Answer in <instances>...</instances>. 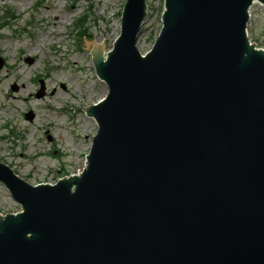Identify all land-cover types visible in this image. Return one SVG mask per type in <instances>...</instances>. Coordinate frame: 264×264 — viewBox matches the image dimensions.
I'll return each mask as SVG.
<instances>
[{"label":"water","instance_id":"obj_1","mask_svg":"<svg viewBox=\"0 0 264 264\" xmlns=\"http://www.w3.org/2000/svg\"><path fill=\"white\" fill-rule=\"evenodd\" d=\"M254 2L264 5L164 0L159 35L140 54L146 2L127 0L110 50L85 39L108 89L84 109L98 129L85 167L30 185L0 162L21 207L0 214V264H264V50L246 30Z\"/></svg>","mask_w":264,"mask_h":264},{"label":"rangeland","instance_id":"obj_2","mask_svg":"<svg viewBox=\"0 0 264 264\" xmlns=\"http://www.w3.org/2000/svg\"><path fill=\"white\" fill-rule=\"evenodd\" d=\"M126 1L0 0V76L19 60L24 67L20 79L26 86L4 84L0 104L6 93L19 91L27 98L0 107V162L30 185H53L84 169L98 130L95 119L84 109L108 92L94 71V48L86 47L85 39L104 45L105 53L111 49L119 36ZM145 2L147 14L136 42L140 54L152 49L162 26L164 0ZM61 17L66 21L56 22ZM248 18V40L264 49V6L254 2ZM78 25L84 37L76 32ZM42 85V94L36 96ZM29 112L33 117L27 120ZM79 119L89 121L83 126ZM20 210L0 183V214Z\"/></svg>","mask_w":264,"mask_h":264},{"label":"bare ground","instance_id":"obj_3","mask_svg":"<svg viewBox=\"0 0 264 264\" xmlns=\"http://www.w3.org/2000/svg\"><path fill=\"white\" fill-rule=\"evenodd\" d=\"M66 19L67 18H65V17H61L59 19H56V22L60 23V21L63 22V21H66ZM54 25H55V23H54ZM19 56L20 55H18V57ZM23 69H24V67L22 66V64L20 63L19 60L13 62V64L8 66L5 69L4 75L2 77L0 76V89L2 88V86H4V84L9 83V82H11L12 84H15V85H16V83L21 84L22 89L26 88V86L24 85V83L20 79V76L22 74L21 72L23 71ZM5 98H6L5 101L2 104H0L1 110L5 108L6 104H11V102H14V101L17 102L22 98L27 100V98L24 97L19 91L16 93H11V94L6 93ZM79 121L82 123L83 126H85V125H87L89 120L87 119V121H86L85 119H79ZM47 124H50V123H47Z\"/></svg>","mask_w":264,"mask_h":264},{"label":"trees","instance_id":"obj_4","mask_svg":"<svg viewBox=\"0 0 264 264\" xmlns=\"http://www.w3.org/2000/svg\"><path fill=\"white\" fill-rule=\"evenodd\" d=\"M11 13H12V12H11ZM6 15H7V16L10 15V13H8V14H6ZM11 15L14 16V14H11ZM4 18H5V19H4L5 21H8V20H7L8 17L4 16ZM81 28H82V27H80V25H78V26L76 27V32H79V34H81L80 37H84V32H82V33L80 32V29H81Z\"/></svg>","mask_w":264,"mask_h":264}]
</instances>
